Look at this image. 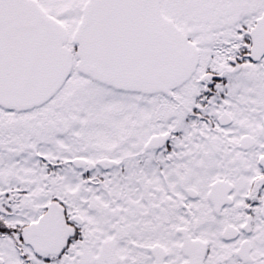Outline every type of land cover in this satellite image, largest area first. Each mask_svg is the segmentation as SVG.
I'll use <instances>...</instances> for the list:
<instances>
[{
  "label": "snow or ice",
  "instance_id": "6c2138e0",
  "mask_svg": "<svg viewBox=\"0 0 264 264\" xmlns=\"http://www.w3.org/2000/svg\"><path fill=\"white\" fill-rule=\"evenodd\" d=\"M0 264H264V0H0Z\"/></svg>",
  "mask_w": 264,
  "mask_h": 264
}]
</instances>
